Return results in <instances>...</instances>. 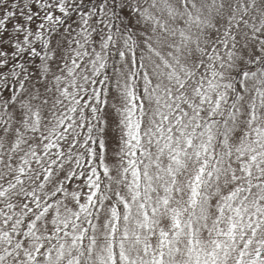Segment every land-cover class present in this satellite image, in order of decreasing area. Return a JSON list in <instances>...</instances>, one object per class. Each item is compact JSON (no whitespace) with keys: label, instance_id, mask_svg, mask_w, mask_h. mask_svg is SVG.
<instances>
[{"label":"snow or ice","instance_id":"6c2138e0","mask_svg":"<svg viewBox=\"0 0 264 264\" xmlns=\"http://www.w3.org/2000/svg\"><path fill=\"white\" fill-rule=\"evenodd\" d=\"M0 264H264V0H0Z\"/></svg>","mask_w":264,"mask_h":264}]
</instances>
